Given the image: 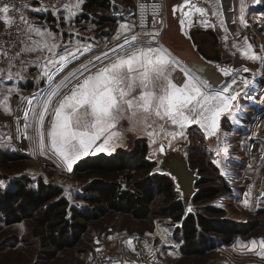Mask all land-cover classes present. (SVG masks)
I'll return each instance as SVG.
<instances>
[{"label": "rangeland", "instance_id": "obj_1", "mask_svg": "<svg viewBox=\"0 0 264 264\" xmlns=\"http://www.w3.org/2000/svg\"><path fill=\"white\" fill-rule=\"evenodd\" d=\"M69 1L75 2V0ZM108 1L113 8L105 11V14L111 21L101 26L91 23L92 21H74L75 17L68 16V13L54 16L51 27L56 29L58 42L62 46L73 47L78 43L89 46L87 52L72 61L70 70L109 51L117 43L123 42V38L117 41L114 37L122 23L133 21L131 10L135 0ZM167 2L169 5L164 17L167 26L161 32V43L166 46L164 40L172 42L175 38L185 36L199 56L214 65L216 69L217 66L239 69L241 66L252 65L256 80L252 86L253 89L247 95L242 92L238 98L239 109L233 110L235 118L227 113L222 116L220 131L217 133L219 139L217 136L207 137L205 131L194 124L186 128V139L173 140L172 147H167L170 138L165 139L162 133L157 132L156 142L152 143V139L143 132L125 131L129 125L127 121H122L118 127L123 131V139L116 143L115 149L110 153L101 151L102 153L99 152V154L113 155L118 150L133 151L136 141L143 139L148 145L147 159L155 163L150 172V175H153L160 174L153 170L165 161L162 155L153 157L160 143H163L166 149L179 150L186 156L190 167L199 177L197 182H200V185L195 186L196 192L208 187H217L220 190L217 197L199 205H194L192 201L184 203L175 178L166 174L175 181L176 191L180 194L179 199L183 202L185 212L188 214L198 210L203 211L207 206L216 208L221 213L205 212L210 217L223 221L224 225L221 227L218 224L217 228H221L220 230L205 235L206 245L198 248L197 254L188 255L182 250L183 241L180 231L178 232L180 223L173 222L166 216L164 198L158 194L151 205L152 213L149 218L139 220L130 215L108 213L101 219L89 223L88 229L75 247L66 248L51 257L52 247L41 245L40 240L33 235L35 219H24L22 223H7L9 216L0 199V264H109V258L124 264H139L145 259H155L154 264H264V254H261L260 245V241L264 240V195H262L264 193V159H262L264 140L253 139L256 129L264 120V64L259 60L252 61L244 58L243 49L240 47L243 38L238 33L237 22L232 23L230 19L231 12L236 14L235 7L232 11L230 10L231 1L229 3L228 0L222 1L223 5H219L220 9H218L213 0H191L197 6L204 7L207 15L200 16L193 10L190 16L191 27H188L186 18L184 32L181 31L179 23L180 12H177L175 16L171 12L170 15L172 7L182 4L184 0H168ZM245 4L243 15L248 27L245 28L240 23V0H237L239 24L247 31L254 30L264 48V2L245 0ZM82 7L81 4L80 13L84 11ZM94 10L85 11L88 16L93 17L91 12ZM184 10L188 11L187 8ZM213 11L222 13L220 18L224 20L223 26L220 25L218 17L212 15ZM80 13H76L75 16L78 17ZM205 18L215 27L204 26L200 21ZM0 25H2L1 18ZM80 28H86V30H80ZM233 44L237 47L233 48ZM2 63L4 62L0 58V64ZM255 64L261 65L262 69ZM21 67L22 65L17 72L21 73ZM5 68L7 69V63ZM34 71L38 75L33 78L32 87L27 90L16 87L18 95L12 94L9 100L11 114H5L0 107V191L14 180L23 179L34 188L39 181H42L62 187L63 196L72 204L93 208L85 200L76 198V193L80 192L82 186L87 184L93 176L71 175L72 170L61 169L55 162L39 157L34 141L23 138L17 131L18 127L23 131V120L20 119L18 124L17 117L22 118L21 108L26 106L22 105L20 98L32 95L39 97L49 90L47 78L41 75V66L35 67ZM12 72L14 78L19 77L15 75L17 72ZM173 77L176 83L183 82L184 77L179 70L173 73ZM230 79L226 77L225 82L217 88L230 82ZM10 88L12 87L8 89ZM242 88L243 85L238 80L232 90L240 91ZM8 89L1 87L0 92H7ZM50 119L51 117L48 118ZM47 122L46 120V125ZM167 127L168 130H175L171 125ZM28 132L29 135L32 134L31 129ZM100 143L101 141H97V146ZM254 144L260 145L259 154L252 150ZM225 146L228 147L227 154L223 150ZM3 153L9 154L11 159L4 162ZM18 156L19 159H16ZM232 177L240 179L238 182L244 181L245 188L234 187L231 184ZM224 184L231 190L224 191ZM249 192L251 195L246 197L245 193ZM246 198L250 200V207H245L243 204ZM231 229L236 230V233L227 242ZM128 240L132 241V246L126 243ZM253 240L257 241L255 247L249 243ZM133 247L135 251H132ZM150 251L154 252V256L149 254ZM136 253L141 255L137 256Z\"/></svg>", "mask_w": 264, "mask_h": 264}, {"label": "snow or ice", "instance_id": "obj_2", "mask_svg": "<svg viewBox=\"0 0 264 264\" xmlns=\"http://www.w3.org/2000/svg\"><path fill=\"white\" fill-rule=\"evenodd\" d=\"M82 2L83 0H75V3L65 4L64 8L70 16H74L80 10ZM255 2L261 3L264 0ZM245 6V0H240V23L246 28L248 25L243 15ZM149 7L152 12L150 24L147 19ZM138 8L139 24L129 21L122 23L117 30L114 39L119 41L123 38L122 43H117L109 51L70 70L72 61L87 52L89 46L81 43L73 47L62 46L56 35L32 24L11 0H0V18L5 25L16 26L19 43L23 45L12 55H9L6 48L0 50V56L7 57L8 78L13 77V61L19 60L22 65L27 63L21 59L22 52L47 53L41 57V75L47 78L49 90L39 97L32 95L20 98L22 105L26 106L21 108L22 118L17 117L18 124L20 119L23 120V131L20 127L17 131L23 138L33 140L41 154L45 151L47 141L69 171L74 162L92 152L97 141L101 143L95 147V151H113L116 143L123 139V131L118 127L122 121H127L129 125L125 131L143 132L152 139V143L156 142L157 132L162 133L165 139L170 138L167 147H172L173 140L186 139L185 130L193 123L199 125L207 137L217 136L222 114L227 113L235 118L233 110L239 109L238 98L242 92L247 95L248 88L254 82L255 77L249 79L240 75V71L249 72L248 67L234 69L217 66L224 76L231 79L220 88L212 87L208 79H201L197 74L198 70L194 71L182 64L161 43V32L167 26L162 15L163 4L154 2L149 6L141 2ZM39 10L41 9H37ZM193 10L200 16L207 15L204 7L197 6L191 0H184L182 4L172 7L173 16L177 12L181 14L179 23L182 32L185 31L186 18L188 27H191L190 16ZM16 12L21 13L19 22L10 15ZM212 15L218 17L221 26L224 25V20L220 18L222 13L213 11ZM200 22L206 27H215L206 18ZM232 47L237 45L233 44ZM240 47L245 59L259 60L264 64V48L260 49L259 54L251 51L253 46L247 37L243 38ZM177 70L184 77L179 84L173 77ZM4 71L0 69V73ZM15 75L20 76L21 73L17 72ZM238 80L243 88L233 91ZM13 93L18 95V90L8 89L0 100V107L5 114L12 112L9 100ZM168 125L175 130H168ZM29 129L32 130L31 135ZM223 150L225 154L228 153L227 146ZM158 151L165 152L166 146L160 143ZM250 195L251 192L245 193L246 197ZM243 204L250 207V200L246 198ZM126 243L132 246L131 240ZM238 243L243 244L240 241ZM249 243L255 247L257 241ZM260 245L261 254H264V240L260 241ZM132 251H135L134 247ZM149 254L154 256L152 251ZM109 264L124 262L109 258Z\"/></svg>", "mask_w": 264, "mask_h": 264}, {"label": "trees", "instance_id": "obj_3", "mask_svg": "<svg viewBox=\"0 0 264 264\" xmlns=\"http://www.w3.org/2000/svg\"><path fill=\"white\" fill-rule=\"evenodd\" d=\"M83 8V13L78 15L76 21H92L97 26L111 21L105 14V11L113 8L108 0H85ZM90 9H97L91 12L93 17L86 12ZM66 12L63 6L54 12L41 9L39 14L41 19L50 24L54 16ZM82 29L86 30L80 28ZM31 87L32 85L29 86ZM147 154L146 141L138 139L133 151L118 150L113 155H93L77 162L70 174L93 178L76 193V198L85 200L93 208L72 204L63 196L64 190L58 185L39 181L34 188L23 179L10 181L0 191V199L9 216L7 223L35 219L33 235L40 240L41 245L52 247L51 257H54L57 252L75 247L88 229L89 223L108 213L130 215L139 220L149 218L152 213L151 205L160 194L166 205V216L173 222L180 223L178 232L181 233L183 252L188 255L197 254L198 248L206 245L205 235L220 230L221 228H217L218 224L221 227L224 225L223 221L210 217L206 212L216 214L221 211L207 206L203 209L204 212L198 210L187 214L182 200L179 199L180 194L176 191L175 181L166 174L150 175L155 163L147 159ZM2 157L4 162L11 159L9 154L3 153ZM199 185L200 182H197L196 186ZM223 189L231 190L226 184ZM219 194L217 187L201 188L191 201L194 205H199ZM230 231L227 242L236 233L234 229Z\"/></svg>", "mask_w": 264, "mask_h": 264}, {"label": "water", "instance_id": "obj_4", "mask_svg": "<svg viewBox=\"0 0 264 264\" xmlns=\"http://www.w3.org/2000/svg\"><path fill=\"white\" fill-rule=\"evenodd\" d=\"M178 37H180V35H178ZM180 38H175L174 41H172L173 43L169 40H164V43L183 64L194 71L198 70L197 74L204 79H208L214 87H218L221 83L223 84L226 80V76L218 71L214 65L200 57L196 50L191 47L185 36ZM175 154L176 155L170 157L171 159L155 167L153 171L160 174H169L175 178L182 192L184 203H189L196 193L195 186L199 177L190 167L186 156L180 153Z\"/></svg>", "mask_w": 264, "mask_h": 264}, {"label": "bare ground", "instance_id": "obj_5", "mask_svg": "<svg viewBox=\"0 0 264 264\" xmlns=\"http://www.w3.org/2000/svg\"><path fill=\"white\" fill-rule=\"evenodd\" d=\"M168 1V0H167ZM210 1H212V0H210ZM213 1H215L216 2V4H217V8L218 9H220L219 8V5L221 6V5H223V2H225V0H213ZM223 1V2H222ZM229 1H231V3H230V6H231V8H230V10L232 11V8H234L235 7V10H236V14H234V13H230V19L232 20L231 22L233 23V21H235V24H236V22H237V24H236V26H237V28H238V33L240 34V36L242 37V38H244V37H247L248 38V42L249 43H251L252 44V46H253V49L251 50V51H253V52H255V53H257L261 48H263V46L261 45V42H260V40H258L257 39V36H256V34H255V31L254 30H251V31H247V30H245L244 28H242L241 26H240V24H239V21H238V13H237V0H228V3H229ZM221 2H222V4H221ZM168 5H169V3H168ZM227 5V4H226ZM229 8V7H228ZM223 9V8H222ZM169 11H170V9H169ZM171 12L172 11H170V15H171ZM221 13V12H220ZM227 17V16H226ZM234 17V18H233ZM171 25H173V23H170ZM170 25V26H171ZM229 29V28H228ZM170 33H172V31H169ZM234 35V34H233ZM229 36V35H228ZM231 42V41H230ZM234 48V47H233ZM259 48V49H258ZM237 52V51H236ZM259 54V53H258ZM174 55V54H173ZM176 56V55H175ZM177 57V56H176ZM177 59H179L178 57H177ZM183 64V63H182ZM255 66H259V68H261L262 69V67H261V65H256L255 64ZM244 67H248L249 69H250V71L249 72H243V71H240V75L241 76H243V75H245V76H247V78H249V79H252L253 77H255V75L253 74V72L254 71H252V65H249V66H241L239 69H243ZM260 70V69H259ZM201 79H204V78H202L201 77ZM256 80L254 79V82H255ZM254 82H253V84H254ZM224 83V82H223ZM209 84L212 86V87H214L210 82H209ZM222 84V83H221ZM220 84V85H221ZM253 84L248 88V90H247V93H250L251 92V89H253L252 88V86H253ZM220 85H218V86H220ZM214 88H217V87H214ZM226 114V113H225ZM224 114H222V116H223ZM222 116H221V118H222ZM220 122H221V119H220ZM191 125H194V123L193 124H191ZM256 129V128H255ZM253 139H255V140H264V120H263V122L258 126V128L256 129V132H255V135H254V137H253ZM97 146V145H96ZM96 146H94V148H93V150H92V152H90V154L89 155H87V156H83V157H81L78 161H76V162H74L73 163V167H74V165L77 163V162H79L81 159H84V158H86V157H88V156H91V155H96L97 153L99 154V152H101V151H95V147ZM252 150L253 151H255V153L256 154H259L260 153V151H261V148H260V145H258V144H254V146H253V148H252ZM39 152V151H38ZM104 152V151H103ZM102 153V152H101ZM109 153V152H108ZM175 153H180V154H182V155H184L182 152H179V150H177V149H175V150H171V149H166V151L165 152H163V153H161V152H159L158 150L156 151V152H154V154H153V157L155 158V157H158L159 155H162V156H164V158H165V161L166 160H168V159H171L170 157H172V156H174V155H176ZM185 156V155H184ZM39 157H41V158H44V159H46L47 161H52V162H55L61 169H65V170H68L67 169V166H66V164L63 162V160H62V158L58 155V154H56L51 148H50V146H48V144H47V141H46V148H45V151H44V153L43 154H41L40 152H39ZM164 161V162H165ZM73 167H72V169H73ZM235 176V175H234ZM231 180H232V185L235 187H237V188H245V183H244V181H242L241 180V182H238V180H240V179H238L237 177H232L231 178ZM154 260L155 259H145V260H143L141 263H139V264H154ZM153 262V263H152Z\"/></svg>", "mask_w": 264, "mask_h": 264}, {"label": "built area", "instance_id": "obj_6", "mask_svg": "<svg viewBox=\"0 0 264 264\" xmlns=\"http://www.w3.org/2000/svg\"><path fill=\"white\" fill-rule=\"evenodd\" d=\"M68 1L69 0H11V2L14 3L17 8L21 9L23 15L29 21H30L31 8L36 7L43 9L44 11L54 12L57 9L63 7ZM141 2H144L149 6L154 2L162 3L163 4L162 15L163 18L165 17V12L168 9L167 0H135L133 9L131 10V15H132V20L135 23H137V25L139 24V16H140L138 5ZM20 14H21L20 12H16V13H11L10 15L14 20L19 22ZM147 19L150 24L152 19V12L150 7L148 8L147 11ZM138 30L139 29L137 28V31ZM18 37H19V33L15 25L7 26L5 25V23H3L0 26V50L4 48L8 49L9 55H12L18 50H20V48L23 47V45L19 43ZM20 39H23V37H20ZM3 58L7 63V57H3ZM13 64L14 67L12 68V71L17 72L21 66V63L19 62V60H16L13 61Z\"/></svg>", "mask_w": 264, "mask_h": 264}, {"label": "crops", "instance_id": "obj_7", "mask_svg": "<svg viewBox=\"0 0 264 264\" xmlns=\"http://www.w3.org/2000/svg\"><path fill=\"white\" fill-rule=\"evenodd\" d=\"M85 0H83V3H84ZM83 3H82V6H83ZM83 8V7H82ZM37 9H40V8H36V7H33L31 8L30 10V22L32 24H34L35 26H38V27H41L42 29H47L49 31H51L54 35L57 36L54 28L51 27V23H47L45 20H41V17H40V14L39 11H37ZM81 10H79L77 13H80ZM68 13V12H66ZM65 13V14H66ZM64 14V15H65ZM67 15V14H66ZM68 16L69 13H68ZM73 17H75L74 21H76L77 17L74 15ZM2 20V24H3V19L1 18ZM1 26V25H0ZM35 39H39V37H34ZM58 40V38H57ZM59 41V40H58ZM30 44V42H29ZM44 55H47V53H41V52H22L21 54V59L26 61L27 63L25 64H21L22 67L21 69H23V71H21V75L18 77V78H14L12 77L11 79L8 78L7 76V69L5 67L6 65V62L4 60V58L2 56H0L1 58V61H3L4 63L0 64V69H4V73H0V89L1 87H5L6 89H8L9 87H12V88H16V87H19L21 89H29V86L32 85V82L34 81L33 78L37 77L38 73L36 71H34V68H39L42 64V59L41 57L44 56ZM6 92L2 91L0 92V100H2L3 98V95L5 94Z\"/></svg>", "mask_w": 264, "mask_h": 264}]
</instances>
